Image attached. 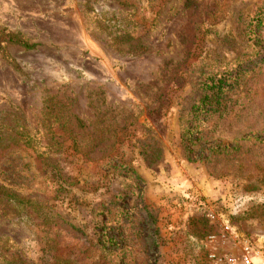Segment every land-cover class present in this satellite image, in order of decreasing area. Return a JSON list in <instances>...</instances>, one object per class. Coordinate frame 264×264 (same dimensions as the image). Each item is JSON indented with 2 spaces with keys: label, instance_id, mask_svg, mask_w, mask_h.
Returning a JSON list of instances; mask_svg holds the SVG:
<instances>
[{
  "label": "rangeland",
  "instance_id": "obj_1",
  "mask_svg": "<svg viewBox=\"0 0 264 264\" xmlns=\"http://www.w3.org/2000/svg\"><path fill=\"white\" fill-rule=\"evenodd\" d=\"M0 42V179L48 201L0 264L264 252V0H0Z\"/></svg>",
  "mask_w": 264,
  "mask_h": 264
},
{
  "label": "built area",
  "instance_id": "obj_2",
  "mask_svg": "<svg viewBox=\"0 0 264 264\" xmlns=\"http://www.w3.org/2000/svg\"><path fill=\"white\" fill-rule=\"evenodd\" d=\"M229 228L209 237L212 248L208 251L205 264H264V252L245 238L231 236Z\"/></svg>",
  "mask_w": 264,
  "mask_h": 264
},
{
  "label": "trees",
  "instance_id": "obj_3",
  "mask_svg": "<svg viewBox=\"0 0 264 264\" xmlns=\"http://www.w3.org/2000/svg\"><path fill=\"white\" fill-rule=\"evenodd\" d=\"M6 42L19 44L25 48H31L33 46H30L28 43H25L19 38L15 36H11L7 39ZM1 43V42H0ZM224 92V90H223ZM218 96L221 95L222 92L220 90L218 92H215ZM218 98V97H217ZM52 136H54V133H51ZM5 181H2L0 179V204L4 203L10 207H13L15 209L16 213L23 214V209L28 210L29 212L34 214V211L36 214H41V217H44V214H46V204L48 201L40 196H37V194H34L32 189L28 187L26 191L29 189V193L23 194L21 193L20 189H23L25 185H17L13 181L7 180V177H5ZM41 200V201H40Z\"/></svg>",
  "mask_w": 264,
  "mask_h": 264
}]
</instances>
